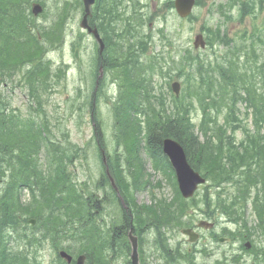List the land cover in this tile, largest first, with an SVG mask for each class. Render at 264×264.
Listing matches in <instances>:
<instances>
[{
    "label": "rangeland",
    "instance_id": "374dc122",
    "mask_svg": "<svg viewBox=\"0 0 264 264\" xmlns=\"http://www.w3.org/2000/svg\"><path fill=\"white\" fill-rule=\"evenodd\" d=\"M196 1L197 6L193 9L191 18L181 20L173 10L174 0H107L108 6L113 10V21L105 27V31L102 30L100 36L105 43L109 37L108 40H112L114 44L107 42L109 49L106 50L104 60H108V68L95 93L98 48L92 38L78 27L82 16L81 0H77L78 5L73 2L71 6L65 5L72 2L71 0H30L26 7L25 24L34 36L39 35V47L43 52L41 60L38 58L36 65H42L46 74L39 75L40 81L38 83L35 81L32 87V94L38 95L39 104L36 107L31 104L29 96L30 89L26 80L29 71L18 75L14 84L17 88L10 91L8 87L11 92L9 95L11 108L17 110L18 115L24 116L34 110L48 118L51 129L48 136H54L55 141L62 143L67 151L66 156L74 159L72 163H64L65 176L68 179L72 178L79 185L78 191L84 196L93 195L91 204H97V210L90 207L88 212L94 214L92 220L99 227L102 222H107L105 225L107 228L111 222L119 224V216L116 215L120 213L118 208L120 206L116 197L111 195L110 188L101 183L104 171L101 168L96 136L90 119V100L93 94L98 93L94 108L98 132L105 153L112 156L116 149L112 108L117 98V78L120 74L131 71L132 67L142 68L146 82L140 88L141 94L147 97L155 112L162 117L169 118L172 115L178 117L181 115V108L186 107L193 128L192 133L202 140L204 138L199 128L202 109L203 111L206 107L209 111L214 109L215 105L211 104L210 98L216 100L220 93L222 79L218 75L219 70L231 66L236 69L235 81L238 79L240 85L249 89L253 93L255 103L262 107L263 110H259L260 125L264 128V0H248L247 3H243L242 0ZM33 2L39 3L43 8L42 13L36 18L30 14V5ZM116 7L119 10L118 16L114 14ZM65 9L66 12L63 14ZM98 11L96 9L92 12L90 20L95 26L99 23ZM59 18L65 23L62 46L51 45L50 38L46 36L54 35L53 23ZM198 34H201L206 42L203 49L199 47L193 49L192 43ZM115 47L121 50L119 54L115 52ZM75 50L78 52V60L74 58ZM129 53L134 54V57L125 65L124 60ZM237 61L238 64L235 65ZM156 64L161 69L151 73V66L156 67ZM249 68L250 72H246ZM199 69L202 70L210 90V98L205 101L193 93L199 85L197 75ZM0 80L1 93L4 90L1 75ZM173 82L179 84L177 96L172 89L170 90ZM230 82L231 80L228 83ZM227 89L229 91L225 98L218 100L222 107L217 114L218 121L221 123L225 119L226 105L223 104L227 100L225 104L233 107V113L222 134L224 139L229 137L230 140L239 143L246 137L243 134L244 130L249 131V136L254 130L251 111H247L244 103H239L240 99L232 106L231 85L227 86ZM243 95L245 91L240 89L238 96L243 98ZM145 112L146 109L143 113ZM137 120L143 122L142 115H137ZM219 123L217 124L220 126ZM141 128L143 130V124ZM117 154L128 157L132 152L121 148ZM138 158L141 162L143 180L138 189H134L133 183H130L129 196L132 200L130 207H127L132 214H135L134 208L149 206L152 203L149 192L157 199L170 200L172 196L175 197L174 177L168 170L165 160L159 156L151 158L143 143L140 145ZM124 179L129 183L127 178ZM1 187L0 184V189ZM18 194L20 202L25 200L27 202L28 194L31 196V193L25 190ZM237 195V188L232 184H225L217 190L209 185L202 187L196 195V199H202V202L197 206L188 205L187 219H191L193 225L200 220L215 224L212 231L200 232L202 238L200 245L204 242L210 251L209 257L204 261L197 255V264H216L217 261L234 264L233 256L240 258L239 264H264V223L263 227L260 226L253 214L251 202L253 191H250L245 207L244 220L247 221L245 229L230 223L217 205L219 200L225 204L232 203ZM206 197L209 208L204 205ZM259 198L264 199L261 186ZM236 204L239 205L241 202L236 201ZM82 207L86 209L85 206ZM143 213L144 210L141 215ZM82 214L87 215V210L82 211ZM28 219L25 218V221ZM63 221L66 223V219ZM19 224L27 232H37L35 234L37 239L41 238L40 233L43 232L40 230H34L35 227L28 228L21 220ZM67 227L69 225H65L56 245L49 242L48 238L41 240V248L37 245L29 247L26 241L21 240L12 244L18 251L27 255L31 264H60L56 261L60 249L78 252L75 246L77 230L71 232ZM224 228L233 232L234 237L228 236L223 231ZM246 229H249V232ZM64 231L68 236L66 241L63 240ZM146 232L144 231L141 237L145 238L144 249L149 250L148 245L155 240V234ZM214 234L217 238L224 237L225 243L219 244L213 237ZM171 235L174 242L180 244L181 249L186 250L190 247L179 230L173 231ZM245 236L249 237L252 245L248 250L242 248L246 242L242 241V237ZM10 237L13 240L17 239L15 235ZM101 255L103 260H111L112 264H126V259L119 258L114 253L104 252ZM223 255L225 259H222Z\"/></svg>",
    "mask_w": 264,
    "mask_h": 264
},
{
    "label": "trees",
    "instance_id": "16d2710c",
    "mask_svg": "<svg viewBox=\"0 0 264 264\" xmlns=\"http://www.w3.org/2000/svg\"><path fill=\"white\" fill-rule=\"evenodd\" d=\"M14 14V8L11 5L5 4L0 7V17H4L5 23H9V18L12 19ZM40 52V48L36 47V51L27 60L30 61L35 57L41 60ZM1 55L2 53H0ZM35 70L38 76H44L46 74V70L42 65H37ZM131 74L134 76V79L126 82L124 88H122L124 90L120 92L121 97H126V99H119L113 105V112L115 125L121 131L118 140L119 145L117 146L120 149H125L129 153L132 152V154L128 157H120V159L118 157H113V159L112 157L108 158L109 168L114 176L113 171L116 170V182L119 190L121 193L126 192L128 195L130 184L124 179V174L132 176L133 182L137 184L140 181V175L137 173L141 171V162L138 158L139 143L141 141L140 127L138 120L135 122L134 117L135 111L140 109L139 106L141 105L140 98L136 96V91L142 85V78L140 75L134 74L133 71H131ZM231 74L232 71L230 70H228V75L224 71L221 78L228 83ZM198 76L199 87L207 86L203 74L199 72ZM234 78L230 83L224 85V89H221L226 91V86L230 87L231 85V102L233 105L237 102L236 95L241 89L238 86L239 83L234 81ZM248 94L249 98L254 97L251 93L248 92ZM217 104L215 100L214 105ZM250 104L254 109H257L255 101L250 102ZM259 110H263L261 106ZM204 111L206 116L200 126V131L204 138L202 142L192 133L193 128L190 123L189 112L186 108L183 109L182 114L178 117L176 115H172L169 118L155 117L154 115L148 116V122H146V130L148 131L145 137L148 148L152 151L160 152L161 138H173L183 146L191 166L201 172L210 181L212 186L219 188L223 184L232 182L237 188L238 201L245 205L247 196L249 195L248 191L252 186L256 187L260 180L263 183L264 190V172L259 170L260 165L264 164V133H260L262 126L258 124L256 118V129L254 133L250 136L247 134L244 140L239 142L238 145H235V141L229 138L224 140L221 136L224 129L217 124L216 115H213L212 112H207V110ZM207 120L212 125L209 129ZM133 126L134 128L131 129ZM48 133L49 121L46 116L40 117L39 123L35 117L20 120L10 114H6V107H3L0 102V179L4 177V167L8 169L11 167L12 170L10 173L11 178L8 182L7 178L3 183L4 188L0 193V264L25 263V260L17 257L22 255L15 253L9 247V240H7V231L9 229L14 233L16 232L18 223L17 212L19 211L16 189L21 188L23 185H28L30 188L36 186L35 188L39 192L46 194V200L48 202L45 205L51 204L54 206L58 204L63 206L64 204L61 201L67 200L65 210L69 219L77 223L79 228L86 227L90 231H96L94 224L90 220H86L87 216L81 212V207L84 202L82 201V204L81 201H76L71 204L78 197L75 196L77 191L71 185V181L67 180L63 170V162H69V159L61 146L50 140L52 136H48ZM217 134L219 135L217 136ZM41 152L44 154L45 161L53 157L58 162H56V166L53 168L55 164L54 160L51 159L48 163V172L44 176L42 175L43 171L37 170L34 167L33 173L37 178L33 181H27L26 179L30 175L27 173L28 168L25 167L26 162L31 157L33 159L35 153ZM121 161L125 163L124 168H122ZM21 167L25 168L22 169ZM46 167L44 168L46 169ZM52 176H55V178ZM64 192H67V198L62 197L61 194ZM255 198L254 208L260 216L261 211H264V204L263 202L259 203L257 195ZM176 202H174V210L171 209V204L158 206L157 210L148 208L147 212L151 213L152 218L149 220L150 217L147 214L146 220L142 216L139 217L140 226L148 224L150 221L152 223L163 222L167 224L175 222L179 226H182L183 223L181 221L179 222L178 218L180 219L183 215L184 209L175 208ZM191 203L194 204L193 200H191ZM242 204L237 205L234 200L232 203L226 202V204L220 201L218 206L232 221L238 222L244 221V209L241 208L243 206ZM178 206L185 207V204L181 200ZM41 209L38 208V211ZM38 211L34 210L29 213L37 212L38 216L41 214ZM56 219V217H53V219L49 220V224L46 227L48 230H50L51 225H53L54 229ZM140 226L138 225V227ZM89 236L95 242L92 232ZM85 252L94 253V250L92 247H88L85 249Z\"/></svg>",
    "mask_w": 264,
    "mask_h": 264
},
{
    "label": "water",
    "instance_id": "95a60500",
    "mask_svg": "<svg viewBox=\"0 0 264 264\" xmlns=\"http://www.w3.org/2000/svg\"><path fill=\"white\" fill-rule=\"evenodd\" d=\"M194 0H176L175 9L180 17H186L190 14L191 8L193 6ZM163 152L167 155L172 167L174 168L179 190L184 198L191 197L194 190L198 184L204 182V179L200 175L194 172L188 165L182 148L175 142L170 140H165L163 142ZM105 163V157H102ZM33 223V222H32ZM199 226L208 227V224L200 223ZM210 226V225H209ZM184 234H189L191 239L193 236L189 231H183ZM131 243L133 247V254L136 255V241L131 238ZM61 256H66L61 253ZM69 262L70 259H67ZM77 264H82V259L77 262Z\"/></svg>",
    "mask_w": 264,
    "mask_h": 264
},
{
    "label": "flooded vegetation",
    "instance_id": "af4514ba",
    "mask_svg": "<svg viewBox=\"0 0 264 264\" xmlns=\"http://www.w3.org/2000/svg\"><path fill=\"white\" fill-rule=\"evenodd\" d=\"M146 264V263H145Z\"/></svg>",
    "mask_w": 264,
    "mask_h": 264
}]
</instances>
